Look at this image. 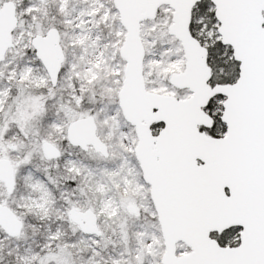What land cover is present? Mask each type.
Returning <instances> with one entry per match:
<instances>
[{"label":"rangeland","instance_id":"1","mask_svg":"<svg viewBox=\"0 0 264 264\" xmlns=\"http://www.w3.org/2000/svg\"><path fill=\"white\" fill-rule=\"evenodd\" d=\"M6 1L17 4L19 24L15 46L0 64V158L14 165L16 187L8 194L0 182V204L23 228L11 237L0 227V264H163L165 243L135 154V127L119 105L126 30L113 0H0V7ZM214 11L211 5L198 21L206 45L220 40ZM172 17L173 10L163 6L141 24L145 85L184 99L191 92L170 82L186 66L181 42L169 33ZM53 27L65 52L56 87L67 102L51 113L45 97L51 80L32 40ZM93 88L101 94L97 102L87 96ZM89 113L109 146L108 157L69 143L70 124ZM44 142L59 147L62 156L46 159ZM73 208L92 209L103 235H85L74 226ZM177 250L190 251L184 243Z\"/></svg>","mask_w":264,"mask_h":264},{"label":"water","instance_id":"2","mask_svg":"<svg viewBox=\"0 0 264 264\" xmlns=\"http://www.w3.org/2000/svg\"><path fill=\"white\" fill-rule=\"evenodd\" d=\"M199 1L113 0L126 30L120 49L126 66L119 105L138 138L135 154L151 187L165 243L162 263L264 264V0H209L219 22L220 41L232 49L239 64L235 82L214 86L208 49L190 31ZM163 6L173 10L169 33L181 42L185 54V70L170 78L174 87L191 92L184 99L148 91L145 85L141 24L155 19ZM18 24L17 4L4 2L0 64L15 46ZM32 46L56 87L65 62L60 31L53 27L35 35ZM217 95L224 97L222 137L202 130L213 125L205 109ZM159 123L163 127L155 133L153 125ZM68 140L82 151L110 155L92 115L70 124ZM42 150L48 160L61 157L60 149L50 142H44ZM0 182L8 194L14 193L15 168L7 158H0ZM70 219L85 235H103L92 209L74 208ZM0 227L11 237L22 231L20 220L4 205H0ZM232 227L241 229L238 246L221 245L211 236ZM179 243L190 251L179 255Z\"/></svg>","mask_w":264,"mask_h":264},{"label":"trees","instance_id":"3","mask_svg":"<svg viewBox=\"0 0 264 264\" xmlns=\"http://www.w3.org/2000/svg\"><path fill=\"white\" fill-rule=\"evenodd\" d=\"M207 5L202 2L199 3L198 6L194 9L190 31L192 35L199 39L200 42L208 49V63L212 69L211 84L216 85L233 83L238 79L239 76V64L232 58V49L230 47L224 46L220 40L206 45L205 36L200 35L202 24L198 23V21L199 18L204 15L205 11L210 8V6ZM58 91L59 90L57 89V87L51 86L48 93L45 94V97L47 99L46 107L51 105V108L47 109L48 112L52 113L56 107H62L67 102V99L63 98L61 92ZM87 96L88 98H90V100H92V102H97L101 99V94L96 88L89 90ZM206 111L215 120L214 126L211 129L207 130L208 133L213 137L223 136L226 133V126L221 120V116L223 114V97L217 95L216 97L211 99L208 107L206 108ZM89 114L91 115V113ZM52 172L53 170H51V173ZM228 231V236L223 239L215 237L221 245H233V239L235 238L234 229H230Z\"/></svg>","mask_w":264,"mask_h":264},{"label":"flooded vegetation","instance_id":"4","mask_svg":"<svg viewBox=\"0 0 264 264\" xmlns=\"http://www.w3.org/2000/svg\"><path fill=\"white\" fill-rule=\"evenodd\" d=\"M202 2H204L206 5L208 4L209 6H211L212 5V3L209 1V0H200L198 3H197V5L195 6V8L198 6V4L199 3H202ZM207 5V6H208ZM194 8V9H195ZM194 9H193V11H194ZM203 16H201L200 18H202ZM192 18H193V13H192ZM199 18V19H200ZM212 85V84H211ZM217 85V84H216ZM214 86V85H213ZM216 97V96H215ZM211 101V100H210ZM208 107V106H207ZM206 110V109H205ZM207 112V111H206ZM208 113V112H207ZM209 114V113H208ZM210 115V114H209ZM211 116V115H210ZM212 117V116H211ZM80 118V117H79ZM212 119H213V125H212V127L214 126V122H215V120H214V118L212 117ZM156 126V127H155ZM155 127V128H154ZM163 127V124H161V123H159V124H154L153 125V129H154V131H155V133H157L159 130H160V128H162ZM212 127H202V130H204L208 135H210L209 133H208V129H211ZM158 129V130H157ZM225 135V134H224ZM223 135V136H224ZM222 137V136H221ZM59 148V147H58ZM60 149V148H59ZM61 151V150H60ZM61 156H62V153H61ZM47 159V158H46ZM227 192H228V190H226ZM0 205H2V204H0ZM133 209H131L132 210V212L133 213H136L137 212V210L134 208V207H132ZM74 209V208H73ZM78 210V209H77ZM79 211H82V210H79ZM69 217H70V214H69ZM71 220V219H70ZM21 222V221H20ZM72 222V221H71ZM22 223V222H21ZM73 223V222H72ZM73 225L74 226H76L79 230H80V228H79V226H77L76 224H74L73 223ZM22 228H23V224H22ZM3 229V228H2ZM230 229H234V232H235V238L233 239V245L232 246H238L239 244H240V235H241V229L239 228V227H232V228H230ZM230 229H228V230H230ZM4 230V229H3ZM228 230H225V231H223L222 233H217V232H215V233H212L211 234V236H212V238H214V239H216L217 237L218 238H220V239H223V238H225V237H227L228 236V233H229V231ZM81 231V230H80ZM216 237V238H215ZM217 240V239H216ZM218 241V240H217ZM219 242V241H218ZM190 249V248H189Z\"/></svg>","mask_w":264,"mask_h":264}]
</instances>
